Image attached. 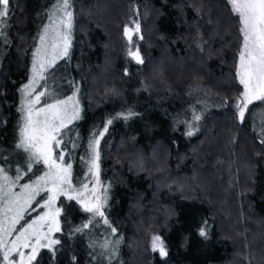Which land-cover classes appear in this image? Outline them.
<instances>
[{"label":"trees","instance_id":"obj_1","mask_svg":"<svg viewBox=\"0 0 264 264\" xmlns=\"http://www.w3.org/2000/svg\"><path fill=\"white\" fill-rule=\"evenodd\" d=\"M55 2L10 0L0 35V166L9 171L14 163L27 161V154L15 149L22 121L19 90L32 74L33 53ZM133 7L143 63L118 54L121 28ZM69 10L71 47L59 78L69 89H79L78 129L84 132L96 119L114 114L116 104L150 121L144 129L129 122L111 124L98 146L100 193L107 188L109 209L104 212L117 230L112 233L119 240L117 256L106 262L103 253L94 257L86 236L90 228L75 231L85 223L86 212L73 202L61 220H68L71 237L86 236L81 241L87 263L80 252L59 246L60 254L40 256L35 264H91L92 258L100 264H264V143L246 117L240 123L230 107L237 92L234 68L241 37L227 1L71 0ZM134 72L153 89L131 91ZM176 75L180 81L169 82ZM195 80L223 104L205 113L200 130L185 140L164 127L170 124L168 116L175 119L185 86ZM160 87L170 92L169 98ZM114 90L123 93V101L112 98ZM124 141L130 145L121 146ZM156 149L160 162L150 155ZM92 155L87 153L89 160ZM192 172L200 175L199 191ZM100 219L95 226L102 232L107 225ZM201 227L207 238L199 235ZM152 230L163 240L167 256L149 248Z\"/></svg>","mask_w":264,"mask_h":264},{"label":"snow or ice","instance_id":"obj_2","mask_svg":"<svg viewBox=\"0 0 264 264\" xmlns=\"http://www.w3.org/2000/svg\"><path fill=\"white\" fill-rule=\"evenodd\" d=\"M227 3L232 13L239 19V31L242 36L236 77L243 86V91L236 99L235 108L238 120L243 123L249 106L254 101L264 102V0H227ZM70 8L71 0H56L53 4L49 11L51 23L44 26L39 35L40 46L33 53L32 74L28 83L19 90L22 101L18 111L22 113L23 122L19 127L15 149L28 154L27 172H31L34 165L41 163L46 171L31 183L22 185L20 192L17 193L13 192L12 188L21 179V168L17 167V176L12 180L6 174V169L0 167V264H32L41 248H48L55 253L54 246L60 241L53 238L52 234L61 231L58 220L60 209L56 208L54 211L51 209L60 195H66L69 200L75 199L83 211L91 214L88 222L76 228V232L87 229L96 217L102 218L104 224L111 227L104 212L108 198L107 188L103 189V196L97 195L99 189L95 186L90 189L88 184H82L80 189L74 188L71 181L72 165L65 162L64 130L68 129L73 121L81 119L76 92L66 99H57L54 94L37 90L41 81L47 80V73L55 67L57 61L69 56L73 27V13ZM9 11L10 0H0V35L3 34L2 29L5 27ZM139 32L138 22H135L134 29L129 25L124 27V35L130 44L133 34ZM128 55L137 63H143L138 48L136 51L129 49ZM78 90L77 88L76 91ZM46 96H51L53 102L48 103L45 100L42 104V99ZM41 104L42 106L37 107ZM132 115L134 113L131 111L117 114L124 119ZM194 119L199 120L200 117L196 115ZM111 123L112 119H109L104 130L89 143L93 154L88 161L89 172L97 183H99L98 146L100 138L107 131V125ZM192 134L191 130L187 132L189 136ZM259 135L260 143H264V121ZM57 149L60 150L58 153ZM41 192L48 194L42 207L48 208L49 211L18 229L17 225L24 219L29 206ZM111 231L115 234L117 230L112 227ZM199 235L207 238L204 227L199 230ZM10 237L14 238L9 239ZM116 244H119V240ZM102 247L107 249L109 242L105 241ZM26 249L30 251H25ZM152 250L159 251L161 257L167 256V249L159 236L152 237ZM115 255L116 252L112 251L111 256Z\"/></svg>","mask_w":264,"mask_h":264},{"label":"rangeland","instance_id":"obj_3","mask_svg":"<svg viewBox=\"0 0 264 264\" xmlns=\"http://www.w3.org/2000/svg\"><path fill=\"white\" fill-rule=\"evenodd\" d=\"M229 7H230V5H229ZM230 10H231V7H230ZM234 16L238 20V29H240L239 19L236 15H234ZM48 21H47V23L50 24L51 23L50 20H48ZM135 22L139 23V16L136 12L135 7H133L123 22V25L121 28V33H120V42H119L120 46H119V52H118V54H120L122 59H126V60L128 59V60L133 61V62H136V61L131 56L128 55V51H129V49H131L132 51L137 50L138 41L140 40V32L138 34H136V33L133 34L132 43L130 44L127 37H125V35H124V27H125V25H129L130 28L134 29ZM239 33H240V31H239ZM222 34H224V32H222ZM240 37H241V39H240V44L238 46L237 53H236V61H235V68H234V75H235V80H236V85H237V92L234 95V97L231 99V102H230V107L232 108L233 113H235L236 118H237V110L235 108L236 99L239 96V94L243 91V86L239 84V81L236 77V65H237L238 60H239L238 54L240 52L241 45H242L241 33H240ZM39 43H40V41H39ZM50 43H51V41H49V44ZM39 46L40 45H38V47ZM64 60H65V58L57 61L55 67L53 69H50L49 72L47 73V80L49 81V83L44 84L43 86H40V85L37 86V90L38 91H47L51 94H54L55 98H57V99H66L67 97L72 96L74 92H76V97L79 100V93L76 90L69 89V86L67 85V83L62 82L61 78H59L60 75H62L64 72V69H63ZM123 73H126V69L123 70ZM133 76H134V78L131 77L129 80V83L131 85L130 86L131 91L132 90L134 91V89H135L136 91H138L140 93L141 89L142 90L148 89V88L153 89V87H151L152 85H150V84L147 85V84L143 83V81H144L143 78L137 72H134ZM168 78L171 80V81L169 80V82H171L172 84L178 83V79L180 81V78L177 75L173 78H170V76ZM47 80H46V82H48ZM154 89H156V88H154ZM158 89L167 98H169L170 92L167 89L162 88V87H160ZM111 95H112V98L114 100L123 101V93L120 92V90H116V91L114 90L113 94H111ZM176 96H178V95H176ZM181 97L183 99H182V102L179 101V103L177 104V111H176L175 119H171L172 117L168 116L167 122H169L170 124H168L164 128L167 129L168 126H169V128L171 127V132H173V131L177 132V133H174V132L173 133L174 134H180L182 136V138L186 140L188 137H190L189 135H187V132L189 130H191L193 134H195L196 132H198L200 130L199 129L200 123L205 118V115H206L205 113H207L210 110H220L223 102L214 98L210 94V92H208L206 89H204V87L202 86V83L199 81H196V80L195 81H189L187 83V85L185 86V88L183 90ZM45 100L48 103L53 102V99L51 98V96L44 97L42 99V104H43V101H45ZM42 104L38 105L37 107L42 106ZM79 104H81L80 100H79ZM80 109L82 110L81 105H80ZM114 109H115V111H114ZM149 110L150 109H148V111ZM112 111H114V114L109 115L107 118H104L103 121H99L98 119H96L97 121H94L91 125H89L88 128L83 130L84 132H81L78 129L80 119L73 121V123L71 125H69L68 129L64 130L66 132V135L64 136V147L66 149L65 162L71 163V165H72L71 181H72V185L74 188L80 189L82 184H88L90 189L93 186H95L97 189H99V191L97 192V195L103 196V194L100 193V188H101L100 183H97L96 179L91 175V173L89 171L86 174V176H85V173H86L87 169H89V167H90V164L88 163L89 159L87 157V153H89V151H91V149L89 148L90 141H93V139L91 140V137L95 136L96 134H99L100 130L102 131V129L100 127L104 128V126L106 125V123L109 119H112L111 124H115L117 122H120L123 124L127 123V122L132 123V124L135 123L139 126L140 129L145 128L143 125H145V122L147 120L150 121V117H148V116H147L148 118H143V117L137 116L136 111H134L133 112L134 115H132L128 119H124L123 117H118L117 114H119V113H125L126 114L127 112L130 111L127 109V107H125V106L123 107V105H121V104H116L112 108ZM173 114H175V111ZM80 115H81V112H80ZM196 115H198L200 117L199 120L194 119V116H196ZM246 120H248V124H249L250 129L255 134H257L259 139H261V137L259 135V131H260V128L262 126V121H264V102L257 101V102H254L252 105H250L249 110L246 112ZM22 122L23 121H21V124H22ZM111 124H109L107 126H111ZM96 128H98L97 133H95ZM180 130H182V131L180 132ZM150 136L151 135H149V133H148L147 138H149ZM128 141H124L125 143H121V146H123L124 144L129 146L130 143ZM73 145H75V147H73ZM56 151L58 153L60 150L57 149ZM156 151H158V153H156L154 155V152L152 150L150 152V155L152 157L155 156L156 162H160V159H159L160 157L158 156L159 150L156 149ZM74 153H77V154L73 155ZM86 159H87V162H86ZM145 164L147 165V162ZM153 165H154V159L148 163V166H153ZM0 167H2V166H0ZM17 167L21 168V179L16 183V186L12 188V191L17 192V193L20 192V188L22 185L31 183L38 176L43 175V173L46 171V168L44 167V165L42 163L39 165H34L33 170L31 172H27V163H25V165H22V164L16 165L14 163L11 171L6 169V174L12 180H15V178L17 176ZM262 168H263V175H264V159L262 160ZM192 174H193L192 185H194L196 187V189H198V188H200L198 186V184L200 182L198 179H196V177L199 178L200 175L198 173L195 174V172H192ZM200 179H203L202 176ZM263 184H264V180H263ZM104 188H106V187H103V189ZM155 190H158V189L155 188ZM198 191H199V189H198ZM69 194L75 195V193H69ZM200 195H203V194H200ZM47 197H48V194L46 192H41L39 195L36 196V199L32 202V204L29 206L27 212L25 213L24 219L20 222L19 225H17L18 229L26 223H31V221L36 219L37 216L42 215L46 211H49L48 208L42 207V205L44 204V201L47 200ZM107 197L109 198L108 193H107ZM108 198L106 201L104 211L109 209ZM73 200H69L66 195H60L56 198L55 204L52 206L51 210L54 211L56 208L60 209V215L58 217L59 221L61 220V216L63 214L66 215V212L71 210L70 207L73 204V202L77 203V201L75 199H73ZM77 204L81 207V205L79 203H77ZM133 211H134L133 207L128 208L126 213L128 215V214H131ZM90 216H91V214L86 212L85 223L88 222ZM100 220L103 221L102 218ZM97 221H99L98 217H96V219L92 222V224H90L91 227L89 226L90 229L87 231L86 236L88 238V241L92 240V241H90V242H92L91 243L92 246H90V248L93 250L94 257L97 254L100 255V253H103L102 261L106 262L109 260V258L112 257L111 256L112 251L116 252V255L114 257L117 256L118 244H116L117 240H114V236L112 235L111 228L114 227L113 224L110 223L111 227H109L107 225L105 228V231L101 232L100 229H98L96 231L95 225L97 224ZM59 223H60L61 231L54 232L52 234L53 238L58 239L60 241V243L58 245L54 246V249H55L54 256H57L58 254H60L58 247L61 246L62 250H66V251L70 250V252L75 251L77 254L81 253V259L80 260L82 262L84 261L85 263H87V259H86V256L84 253V247H83L85 242H83V244H82V241H86V238H85L86 236L83 235L79 239H78V237H76V238L71 237V235H69V232H68V228H69L68 220L64 218ZM46 230L47 229H45V231ZM153 236H158L154 230L150 231L149 236H148V244H149L148 246L150 249H152V237ZM262 236H263V234H262ZM12 238H14V237H10L9 239H12ZM105 241L109 242V247L107 249L102 247V245L105 243ZM25 251H30V249H26ZM235 251L236 252L234 254L237 255V250H235ZM157 252L159 254V251H157ZM50 254H53V252L50 251L48 248H41L37 254L36 260H34L32 262V264L37 263V260L40 258V256L50 255ZM17 259H18V257H17ZM91 264H100V263L98 262V260L92 258Z\"/></svg>","mask_w":264,"mask_h":264}]
</instances>
